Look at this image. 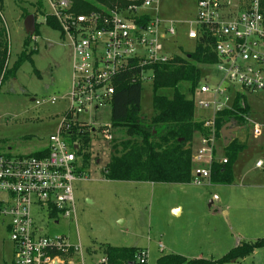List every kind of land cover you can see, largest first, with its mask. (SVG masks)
I'll return each instance as SVG.
<instances>
[{"label":"built area","instance_id":"built-area-1","mask_svg":"<svg viewBox=\"0 0 264 264\" xmlns=\"http://www.w3.org/2000/svg\"><path fill=\"white\" fill-rule=\"evenodd\" d=\"M44 1L46 16L57 21L73 51L71 89L63 98L69 111L45 150L30 156L0 154V228L13 244L10 264H84L81 247L69 245L65 237L46 236L36 217L76 219L74 184L87 179L91 165H85L89 146L84 139H113L112 125L96 128L80 117L111 107L121 75L136 71L133 82L152 81L149 68L175 57L168 46L180 31L192 41L212 39L218 58L213 66L221 78L215 84L201 80L196 96L189 94L196 108L211 112L200 120L206 134L193 153L192 183L210 182L214 163L228 164L227 158H217L218 114L230 112L246 128L253 127L255 137L262 134L263 125L246 110L252 98L264 100V0H195L196 14L184 20L162 16L161 0H120L86 15L76 14L70 0ZM263 166V161L256 164ZM147 256L142 251L139 263L147 264Z\"/></svg>","mask_w":264,"mask_h":264},{"label":"rangeland","instance_id":"rangeland-1","mask_svg":"<svg viewBox=\"0 0 264 264\" xmlns=\"http://www.w3.org/2000/svg\"><path fill=\"white\" fill-rule=\"evenodd\" d=\"M38 1L4 0L2 15L10 43L8 69L24 50L28 38L27 13H37L39 37L35 34L37 42L27 48V53L31 49L36 51L32 62L24 63L16 77L0 84L2 155L30 156L45 150L49 137L57 132L69 111V102L63 98L71 89L73 51L59 31L45 24V17L37 12ZM44 6L47 11L45 1ZM160 9L166 18L190 19L196 14V2L161 0ZM195 47L196 41L189 40L187 31L182 30L168 50L178 56L185 51L192 52ZM220 78L215 66L202 69V82L215 84ZM52 98L58 99L54 105L48 102ZM251 100L256 107L264 108V100L262 103ZM36 101L46 104L36 106ZM142 112L148 118L154 112L151 79L143 82ZM210 117L211 112L196 108V120ZM80 120L96 128L111 126V108L106 106L81 116ZM255 121L264 124V117H257ZM252 128L243 138L246 149L236 162L231 186L209 181L203 185H177L107 180L103 170L111 159L112 142L129 139L124 131L113 129L110 142L103 137L90 140L91 165L87 179L74 184L76 219L60 216L55 220L46 213L36 217L46 236L65 237L69 245L81 247L84 264H101L105 259L103 245L143 249L148 255L147 264H156L163 255L189 254V250H198L199 246L211 249L209 256L221 258L232 250L229 246H234L238 239L255 242L264 238V171L247 173L258 160L264 161V126L258 138ZM180 204L184 206V213L177 216L172 208ZM222 210H228V215L219 214ZM215 239L219 240L216 248L212 244ZM12 259L13 244L0 228V263ZM241 264H264V249Z\"/></svg>","mask_w":264,"mask_h":264},{"label":"trees","instance_id":"trees-1","mask_svg":"<svg viewBox=\"0 0 264 264\" xmlns=\"http://www.w3.org/2000/svg\"><path fill=\"white\" fill-rule=\"evenodd\" d=\"M73 11L78 15L101 11V6L114 7L120 0H70ZM37 12L46 19L45 24L61 32L56 20L45 15L44 0L36 3ZM4 0H0V84L16 77L17 72L26 62H32L36 51L30 48L32 38L39 37L37 13L36 31L24 44V50L18 56L11 69L10 43L3 19ZM30 13L26 14V18ZM61 34V33H60ZM215 42L212 39H200L192 52H183L170 61L154 65L152 70L153 115L148 118L142 112L143 84L133 82L136 71L121 75L116 80V91L111 100V125L114 130L124 131L129 137L124 141L112 142L111 159L103 174L107 180L119 182L177 184L192 183L193 144L196 134H206L204 123L196 120L195 99L202 78V69L218 62L213 52ZM3 80V81H2ZM249 112V109L246 110ZM235 122L241 127L245 121L230 112H223L216 117L217 136L221 138L222 129ZM85 145L90 139L86 136ZM246 149L245 145L233 141L225 148L228 164L214 163L211 182L214 185H232L234 183V166L239 156ZM90 154L85 155V165L90 162ZM56 215V214H55ZM107 264H140L138 248H119L110 245L101 247ZM264 249V238L255 242H241L218 260L188 259L181 255L170 254L158 258L156 264H241V261ZM0 264H10L2 262Z\"/></svg>","mask_w":264,"mask_h":264},{"label":"crops","instance_id":"crops-1","mask_svg":"<svg viewBox=\"0 0 264 264\" xmlns=\"http://www.w3.org/2000/svg\"><path fill=\"white\" fill-rule=\"evenodd\" d=\"M179 20H184V19H179ZM255 100H257V102H260V101H258V99H255ZM254 100V101H255ZM263 101H261L260 103H262ZM249 106H250V110H249V113H250V115L252 116V118H253V120H256V118L257 117H264V108H263V106H260V107H256L254 104H253V102H252V100H250L249 101ZM208 112H210V111H208ZM65 116H66V114H65ZM64 116V117H65ZM259 121V120H258ZM258 121H254V122H256V123H258V124H261V125H263L264 126V124H262V123H260V122H258ZM200 122H203V121H200ZM237 125V124H236ZM238 127H241V126H239V125H237ZM242 128V130H240L237 134H236V139L234 140V141H238V142H240L242 145H246V144H244L245 142H244V136H245V134L247 133V131L249 130L248 128H246V127H241ZM203 135L202 134H197V137H195V140H194V144H193V151L195 152L197 149H198V147H199V145H200V140H201V137H202ZM230 145V144H229ZM225 148H226V146H225V144H224V141L222 140V137L219 139V141L217 142V158L219 159V160H221V159H223V158H225ZM239 159V158H238ZM259 161H263V160H258L257 162H256V164L259 162ZM264 162V161H263ZM256 164H255V166H254V169H252V166H251V168L250 169H248L247 170V173H252V171L253 170H263L264 171V166H263V168H257L256 167ZM235 166H236V164H235ZM235 166H234V179H235ZM251 171V172H250ZM209 183H211L212 184V182L210 181ZM232 185H234V183L232 184ZM228 186H231V185H228ZM222 200L220 199V202H221ZM217 202H219V199H217ZM172 212L175 214V215H177V216H182L183 215V213H184V206L182 205V204H180V205H178V206H176V207H173L172 208ZM219 214H222V216H227L228 215V210H222V211H219ZM216 238V237H215ZM210 241V240H209ZM211 242V241H210ZM241 242H243V240H237V242H236V244H234V246H233V244L231 245V246H229V248L230 247H232L231 249H234L235 247H237ZM219 243V240L218 239H215V240H213L212 241V244L214 245V247L216 248L217 246H216V244H218ZM203 244H205L206 245V241L203 243ZM211 246V245H210ZM162 247V246H161ZM163 248V247H162ZM138 249H140V248H138ZM164 249V248H163ZM142 251H144L143 249H141ZM211 249H209L208 247L206 248V249H204V247L203 246H199V249L198 250H193V249H191V250H189V254H182L184 257H186V258H188V259H191V260H193V259H196V260H199V259H205V260H218V259H220V258H218V259H216V258H214L213 256H209V251H210ZM231 251V250H230ZM257 251H259V250H257ZM256 251V252H257ZM255 252V253H256ZM207 253V254H206ZM254 253V254H255ZM170 255V254H169ZM181 255V256H182ZM13 260V259H12ZM12 260H10L9 262H11Z\"/></svg>","mask_w":264,"mask_h":264},{"label":"water","instance_id":"water-1","mask_svg":"<svg viewBox=\"0 0 264 264\" xmlns=\"http://www.w3.org/2000/svg\"><path fill=\"white\" fill-rule=\"evenodd\" d=\"M36 19L34 15H30L26 18L25 20V30L27 35L33 36L35 31H36ZM242 130L241 127H238L235 122H232L226 127H224L221 131V137L222 140L224 141L225 146H229L235 139H236V134ZM103 264V263H101Z\"/></svg>","mask_w":264,"mask_h":264}]
</instances>
